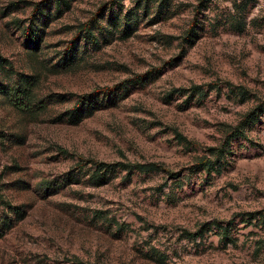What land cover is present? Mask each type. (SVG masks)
I'll return each mask as SVG.
<instances>
[{"label": "rangeland", "instance_id": "obj_1", "mask_svg": "<svg viewBox=\"0 0 264 264\" xmlns=\"http://www.w3.org/2000/svg\"><path fill=\"white\" fill-rule=\"evenodd\" d=\"M0 264H264V0H0Z\"/></svg>", "mask_w": 264, "mask_h": 264}, {"label": "trees", "instance_id": "obj_2", "mask_svg": "<svg viewBox=\"0 0 264 264\" xmlns=\"http://www.w3.org/2000/svg\"><path fill=\"white\" fill-rule=\"evenodd\" d=\"M56 1L58 2L59 5L68 3V0H56ZM201 3L202 4L208 3V0H201ZM238 10H239V7H238ZM197 28H199V25L197 24V19H194L192 24L190 25V28H189V31H188V38L191 39L192 36L198 34V31H197L198 29ZM83 30L85 31L87 36L97 40L96 34H95V32H93L90 24H88V23L84 24L83 27H82V30H80V31H83ZM28 36L33 38L34 35H33L32 32H28ZM33 41H35V39H33ZM95 42H98V40L95 41ZM133 82L140 83L141 82V77L137 76L133 80ZM126 83H127V81L123 82L122 84L125 85ZM195 88H197V87H195ZM113 89L114 88H112V87L100 88V89L95 90L94 93L98 94L99 91H105V90L109 91V90H113ZM106 93H109V92H106ZM92 95H94V94L91 93L88 96L82 97V99L76 105L77 108L79 109L81 106H84L85 104H87V102L90 101V98H91ZM239 135H240L239 129H232L231 133L229 135L228 141H226V143L222 144V146L219 147V148H216V147L212 148V151H214L213 154L216 156V160L212 161L210 158L205 157L200 163L201 166L204 167V168H210L216 162H219V158H220V156H222L221 154H223V152L225 151V149H224L225 146L229 144V140L234 138V137H238ZM110 167H112V165L99 162V163L96 164V171L99 174H105V173L109 172ZM128 167H134L135 169H137L139 171H154V170H159L160 169L159 165H157L155 163H150V164L137 163L135 165H128Z\"/></svg>", "mask_w": 264, "mask_h": 264}]
</instances>
